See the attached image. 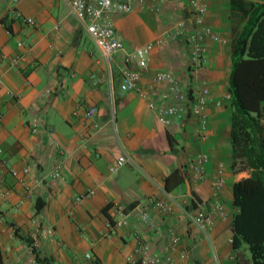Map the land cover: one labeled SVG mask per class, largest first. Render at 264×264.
Returning <instances> with one entry per match:
<instances>
[{
  "label": "crops",
  "instance_id": "0c3cea01",
  "mask_svg": "<svg viewBox=\"0 0 264 264\" xmlns=\"http://www.w3.org/2000/svg\"><path fill=\"white\" fill-rule=\"evenodd\" d=\"M131 1L130 12L107 16L125 49L107 67L61 0H0L3 264H128L140 244L156 264L234 263L231 240L237 209L231 189L248 171L232 169V108L231 98L226 99L233 51L230 0H201L207 7L205 26L224 43L204 38L196 46L188 41L194 30L188 0ZM14 11L35 25L21 24ZM159 40L137 83L149 97L121 92L125 56ZM193 51L199 63L192 71ZM70 52L73 58L66 67ZM15 58L17 66H10ZM157 72L172 73L175 87L155 84ZM203 87L222 103L220 108L210 103L206 110L204 140L198 136V117L187 111L189 100ZM152 100L176 108L167 126L148 108ZM92 106L96 116L85 119V110ZM123 153L133 164L110 173ZM199 153L209 156L204 179L189 180L170 192L187 212L196 208L192 199L207 204L209 240L179 210L163 216L147 202L157 195L149 179L163 186L166 176L186 169L187 161ZM219 178L222 186L216 192ZM143 212L150 216L148 223L140 220ZM120 218L126 226L110 224Z\"/></svg>",
  "mask_w": 264,
  "mask_h": 264
},
{
  "label": "trees",
  "instance_id": "16d2710c",
  "mask_svg": "<svg viewBox=\"0 0 264 264\" xmlns=\"http://www.w3.org/2000/svg\"><path fill=\"white\" fill-rule=\"evenodd\" d=\"M229 4L234 20L228 85L232 169L248 171L231 189L237 209L232 224L233 264H264V0ZM188 181V171L177 168L164 178L163 186L171 191Z\"/></svg>",
  "mask_w": 264,
  "mask_h": 264
},
{
  "label": "built area",
  "instance_id": "2783aa9c",
  "mask_svg": "<svg viewBox=\"0 0 264 264\" xmlns=\"http://www.w3.org/2000/svg\"><path fill=\"white\" fill-rule=\"evenodd\" d=\"M66 4L69 9L71 16L74 20L81 26L85 34L92 42L96 50L98 51L101 59L108 67L112 57L122 53L124 45L121 40L116 35L115 29L111 21L107 18L108 15L115 14H125L132 10L131 0H61ZM188 9L192 15V24L194 27L192 35L189 36L188 41L196 46L204 38H208L213 43L222 44L224 40L219 38L211 28L205 26L204 20L207 13V7L201 2V0H188ZM15 18L25 25L34 26L35 22L32 19L25 18L20 12L14 11ZM180 26H182L180 24ZM161 40L156 43H149L143 47L136 48L131 53L125 56L124 62L127 65L122 71V82L119 86L120 91L134 92L142 98H148L150 93L143 91L137 86L138 81L141 78L142 71L147 69L148 66V56L151 52L161 45ZM19 46L24 44L20 42ZM18 63V58L12 59L10 66L16 67ZM199 63V55L196 52H191L189 68L194 70V68ZM152 81L155 84H167L175 87L176 80L174 75L170 72H157L153 75ZM212 92L208 87L201 88L196 92L192 99L189 100L187 111L198 117L199 129L198 136L204 140L206 138L208 118L206 115V110L210 103H213L215 107H222L220 100H213ZM230 95L226 96V99H230ZM166 96H163L162 100H166ZM148 108L156 112L157 120L167 126L170 122V117L175 116L176 108L172 106H167L165 108L157 106L154 101L148 103ZM97 114V108L92 106L85 110L84 118L92 119ZM116 120V110L114 107L110 110V123L113 128L115 126ZM34 131V130H32ZM209 161V156L206 153H199L194 158L190 159L186 163V170L189 173L190 181H202L204 179V167ZM127 164H133L131 159L126 155H120L115 163L109 167L110 173H115ZM221 167V166H220ZM11 173L16 175L17 172L12 170ZM25 176L28 173L27 169L22 170ZM53 178L58 176V172H55ZM152 184H154L157 195L150 196L147 198L148 204L153 208H156L158 212L167 216L170 215L174 210H179L186 217V219L191 222L200 232L202 238L209 240L208 231L211 225V217L206 212L207 204L205 202L198 203L196 200L192 199L196 208L192 212H187L185 204L178 201L175 196L170 191L165 190L164 186L156 184L153 180L149 179ZM222 186V180L219 178L214 184L216 192L220 190ZM81 200V196L76 198L74 203H78ZM115 212L120 215V208L116 207ZM150 216L147 212H143L140 215V220L144 223H148ZM112 226H126L127 221L125 219H118L115 221H110ZM146 246L139 245V248L134 251V253L128 258V264H156L157 260L153 258H148L144 255V249ZM89 259L90 256L86 255Z\"/></svg>",
  "mask_w": 264,
  "mask_h": 264
},
{
  "label": "water",
  "instance_id": "95a60500",
  "mask_svg": "<svg viewBox=\"0 0 264 264\" xmlns=\"http://www.w3.org/2000/svg\"><path fill=\"white\" fill-rule=\"evenodd\" d=\"M72 58H73V55H72V52H70V53L66 56V58H65V63H64V65H65L66 67L70 64V62L72 61Z\"/></svg>",
  "mask_w": 264,
  "mask_h": 264
}]
</instances>
